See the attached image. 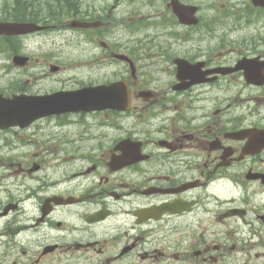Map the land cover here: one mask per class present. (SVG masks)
Instances as JSON below:
<instances>
[{
    "label": "flooded vegetation",
    "instance_id": "af4514ba",
    "mask_svg": "<svg viewBox=\"0 0 264 264\" xmlns=\"http://www.w3.org/2000/svg\"><path fill=\"white\" fill-rule=\"evenodd\" d=\"M73 20L100 22L71 29L82 81L40 82L37 39ZM0 22L46 27L0 34V264H264V0H0ZM115 81L114 108L4 119Z\"/></svg>",
    "mask_w": 264,
    "mask_h": 264
},
{
    "label": "rangeland",
    "instance_id": "374dc122",
    "mask_svg": "<svg viewBox=\"0 0 264 264\" xmlns=\"http://www.w3.org/2000/svg\"><path fill=\"white\" fill-rule=\"evenodd\" d=\"M69 36V35H68ZM67 36V37H68ZM53 38H50L49 36H40L39 39H37V42L39 40V46L43 47H50L56 50L57 52H60L62 57L64 59H68L65 63L68 64V67L65 71L56 73L54 75H49L45 77L44 80H40V82H61V81H67L69 79H72V81H81L82 80V69L78 64L79 60V54L81 51V46L78 43H67L66 36L59 33L58 31H55L52 34ZM70 37V36H69ZM55 41V44L52 43ZM73 64L70 66V63ZM71 82H67V84H70ZM56 86L58 87L59 84L56 83Z\"/></svg>",
    "mask_w": 264,
    "mask_h": 264
},
{
    "label": "water",
    "instance_id": "95a60500",
    "mask_svg": "<svg viewBox=\"0 0 264 264\" xmlns=\"http://www.w3.org/2000/svg\"><path fill=\"white\" fill-rule=\"evenodd\" d=\"M26 27H27L26 24L20 25V24L0 23V32L20 33L23 32ZM114 87H115L114 84L109 86H99L95 88L89 87L83 90L75 91L73 94L76 95L77 97L70 96L69 99H65L66 96L51 97V98H47L45 102H47V104L48 103L50 104L51 106L50 108L52 110L63 109L64 107L77 110L81 107L84 101L83 99H80L78 96L88 95L94 97L96 95L98 99L93 101H95V104L97 103L98 107H107V106L112 107L114 106V103L112 99L109 98V96L111 95ZM60 105H62V107ZM46 109L48 108H45V110L43 111H46Z\"/></svg>",
    "mask_w": 264,
    "mask_h": 264
},
{
    "label": "bare ground",
    "instance_id": "6f19581e",
    "mask_svg": "<svg viewBox=\"0 0 264 264\" xmlns=\"http://www.w3.org/2000/svg\"><path fill=\"white\" fill-rule=\"evenodd\" d=\"M14 12H15V11H14ZM41 76H42V73H39V78H40ZM12 77H13L12 74H8L7 79L10 81ZM43 80H44V79H43Z\"/></svg>",
    "mask_w": 264,
    "mask_h": 264
}]
</instances>
